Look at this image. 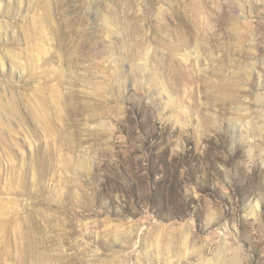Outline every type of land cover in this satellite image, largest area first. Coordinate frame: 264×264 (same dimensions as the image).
<instances>
[{"label": "rangeland", "instance_id": "374dc122", "mask_svg": "<svg viewBox=\"0 0 264 264\" xmlns=\"http://www.w3.org/2000/svg\"><path fill=\"white\" fill-rule=\"evenodd\" d=\"M0 264H264V0H0Z\"/></svg>", "mask_w": 264, "mask_h": 264}]
</instances>
